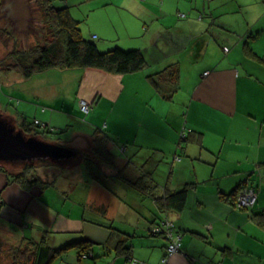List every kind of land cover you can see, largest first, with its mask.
<instances>
[{"label": "crops", "instance_id": "0c3cea01", "mask_svg": "<svg viewBox=\"0 0 264 264\" xmlns=\"http://www.w3.org/2000/svg\"><path fill=\"white\" fill-rule=\"evenodd\" d=\"M93 1L89 12L97 17V25L88 37L99 50L114 46L140 49L148 74L172 63L179 67L178 88L171 95L168 87L159 94L148 74L140 70L114 74L76 67L36 73L56 79L54 83L66 91L74 90V106L68 114L60 112L80 122L73 133L81 139L75 147L79 153L90 149L83 141L92 144L95 129L104 130L112 139L107 147L115 166H103L99 173L106 172L105 177L113 176L132 191L125 200L117 198L126 218L121 226L116 225L134 234L131 250L126 255L117 253L112 244L107 249L101 246L111 234L109 226L115 224L114 218H108L110 206L100 198L90 209L105 221L83 216L70 219L58 209L65 198L63 192L39 188L26 192L17 184H7L6 175L0 172V212L5 225H10L9 232L19 241L33 226L30 233L35 237L40 230L54 232L52 243L71 240L70 232L90 242L93 259L71 249L51 264H264V0H157L155 5L150 0ZM109 13L124 36L115 34L113 21L105 18L103 22L100 15ZM83 15L87 20L90 14ZM238 20L240 32L236 30ZM181 54V60L187 57L183 66L176 58ZM75 69L79 73H72L75 79L70 81L64 71ZM53 88L33 93L39 100L53 99L58 96ZM81 100L91 103L86 115L79 108ZM53 113H44L42 118L55 128L58 121ZM6 114L17 122L16 116ZM153 122H162L167 133L158 135L150 126ZM183 134L191 139L181 144ZM122 171L134 176H125L124 182L117 176ZM144 172L150 176L147 182L160 185L162 192L187 187L185 206L159 212L151 198L132 187ZM86 177L89 189L104 195L87 181H93L87 173ZM239 186L256 192L251 207L237 205ZM164 216L180 237V248L172 253H168L165 234L152 235L149 230L152 219Z\"/></svg>", "mask_w": 264, "mask_h": 264}, {"label": "trees", "instance_id": "16d2710c", "mask_svg": "<svg viewBox=\"0 0 264 264\" xmlns=\"http://www.w3.org/2000/svg\"><path fill=\"white\" fill-rule=\"evenodd\" d=\"M23 1V5L26 6L28 11L27 21L30 22L34 19L40 21V38L42 41L41 43L36 42L30 45L26 49H19L14 46L6 58L0 59L1 73L8 74L15 71L23 78H29L36 73L48 69L94 67L108 73L122 74L143 69L147 64L145 54L140 49H124L114 46L109 50H99L92 39L82 36L79 27L80 20L75 19L70 14L69 5L63 3V0ZM7 2L8 0H0V11L2 4H7ZM9 4L6 6L7 8H9ZM6 10L8 11V9ZM27 32H29L28 29ZM178 68L176 64H171L163 69H167L166 72L161 70L153 74H148L147 78L156 91L161 92L160 90L166 89L167 87L163 86L160 82H167L172 84L168 91L174 92L178 88ZM37 124V120L31 123L33 125L32 127L37 126ZM29 125L28 123H23L20 127L29 135L45 138L44 133L54 135L63 132L51 128L47 130V126L42 130H34L31 132L33 129ZM100 130L99 132L95 130L93 133L95 139L92 141L90 151L80 153L74 160L59 163L35 161L28 164H0V172L6 175L7 184H17L26 192H31L34 188H39L44 192L45 190H54L55 182L44 180L39 175H36L35 171L38 166L48 163V165L57 164L66 167L73 166L81 160L85 162V170L89 177L106 188L105 183L100 178L102 176L105 177L106 172H102V176L99 172L103 166L114 167L115 157L107 147V144L112 139L104 130ZM49 139H55V136H49ZM190 139L187 134H183L180 142L183 144L184 142L190 141ZM54 141L60 142L57 139ZM175 157L179 158L178 155ZM17 167L20 169L18 168V170L12 171V169H16ZM94 168L98 170L97 175L94 173ZM117 176L124 182L126 181L124 175L118 174ZM146 178H150L148 172H144L139 176L136 180L137 182L133 183L132 187L142 193L143 197L151 198L159 212L162 213L168 209L179 211L185 206L187 187L172 192H162L158 188L160 185H156L155 183L150 185ZM240 187L244 188L239 186L238 189ZM1 217L0 212V225L9 229L5 225L3 217L2 219ZM157 219L158 221L155 219L150 221V234L161 236L165 234L167 237V232L173 228V224H171V228L166 226L168 222L166 216L163 218L158 217ZM110 226L111 234L101 246L103 249H107L106 247L112 244L117 253L122 252L127 255L131 250L130 238L134 234H131V230L129 233H125L117 229L118 227H113L112 224ZM38 232L40 236H23L17 243H4L0 239V264H51L56 257H62L71 249L75 250L76 254L80 257L89 255L92 252L89 245L90 242L83 235L77 234L76 232H70L67 236L71 240H66L62 244L52 243L50 237H47L46 231L40 230ZM124 235L127 237H124ZM125 239H128L127 243L124 242ZM134 260L136 263V259Z\"/></svg>", "mask_w": 264, "mask_h": 264}, {"label": "rangeland", "instance_id": "374dc122", "mask_svg": "<svg viewBox=\"0 0 264 264\" xmlns=\"http://www.w3.org/2000/svg\"><path fill=\"white\" fill-rule=\"evenodd\" d=\"M102 3L109 0H96V2ZM148 1V0H146ZM10 0H8L7 4L3 3L2 8L0 11V59L6 58L8 56V53L11 49H13L14 46H16L19 49H26L30 45H33L34 43H41L42 39L41 37V24L38 19L31 20L30 22L27 21L28 11L26 9V6L23 4V0H12L9 4ZM152 4H156L157 0H150ZM168 2V0H167ZM63 3L69 5V12L70 14L77 20H80L79 27L81 30V34L83 37L90 38L88 35H90L96 27V23L94 22V16L95 14H92L89 12L91 5H94L93 0H63ZM172 3L175 5V3L172 1ZM9 4V8L6 6ZM167 7L169 6V3H166ZM171 6V4H170ZM106 7V6H105ZM8 9V11L6 10ZM83 13H85V16H88V19L86 20ZM96 13V11H95ZM244 13V11H243ZM245 14V13H244ZM241 13H239V16ZM96 17V16H95ZM102 17L103 22H105V18L107 21L111 20L114 23V26L116 28L115 34L118 36H124L121 32L122 29L120 26H118L117 21L113 19L112 14H102L100 15ZM234 18H238V14H235L233 16ZM97 19V17H96ZM99 30L101 32H104L102 28L100 27V24L97 20ZM229 23H224L225 26H227ZM107 28L109 29L108 24H105ZM26 29V30H25ZM27 29L29 32H27ZM107 29V30H108ZM111 30V29H110ZM236 30L240 32L241 25L239 23V20L236 24ZM180 31L177 29V33ZM189 33L188 31H186ZM190 34H194V31H191ZM182 42H186L185 39H183ZM165 46L164 41H162V47ZM169 50H173L170 46H168ZM128 49V48H125ZM150 55V53H149ZM176 58L182 59V54L179 56L177 55ZM152 65H156V62H154V58H150ZM159 59V58H158ZM185 60L187 61V57L185 56V59L181 60L182 66L184 65ZM8 61V60H7ZM150 62V61H149ZM197 62H194L196 64ZM176 64L177 63H172ZM171 64L166 65L165 67L169 66ZM163 67L162 70L165 68ZM147 65L143 67V69H140V71H144L145 75L148 74L147 72ZM167 69L163 70L166 72ZM161 71V70H160ZM67 76L69 77L70 81L75 79V76H72V73H79V69L75 70H65L64 71ZM154 72V71H153ZM156 72V71H155ZM57 77H63L62 74H58ZM69 81V80H67ZM54 82H58L54 78H49L46 74H34L28 79L23 78L19 73L12 71L8 74H3L0 72V109L1 112H6L13 114L16 116L15 123L17 126L21 127L23 123L30 124L29 126L34 130L39 131L44 129L46 126V129L48 128L55 129L56 131H63L58 134L49 135L48 133L45 134V139H49V136H55V139L58 141L69 145L71 147L77 148L78 139H80L77 135L73 134L78 128H80V122L77 120H74V116L67 115L69 113V109L74 106L72 104V94L73 89L70 91H66V88L62 84H57ZM160 82V81H159ZM150 83V82H149ZM163 86L168 87V89L172 86V84L167 82H160ZM47 87H55L51 89L52 91H56L58 93V96L53 99H43L39 100L35 93H33L36 89L39 91H48ZM158 91L159 94L165 93L166 91L160 90ZM171 93V92H170ZM87 103V100H85ZM80 104V102H79ZM91 104V103H90ZM45 108V109H44ZM52 114L54 119L58 121V127L54 128L53 124L48 123V121L44 118V113H47L48 115ZM60 111H64L67 114H62ZM145 111V110H144ZM2 112V113H3ZM84 114V113H82ZM85 115V114H84ZM87 117V116H86ZM37 120L38 124L37 126L31 125V123ZM151 121H147V124H150ZM151 127H155V132L158 135L166 134V129L162 126V122L160 124L153 122ZM65 130V131H64ZM96 130V129H95ZM94 130V131H95ZM92 132V130H91ZM57 137V138H56ZM53 140V139H52ZM81 140V139H80ZM85 148L90 147L91 144L88 142H84ZM83 147V145H82ZM82 153L89 152L90 149H87L84 151L82 149ZM79 162V161H78ZM77 162V163H78ZM5 165V164H2ZM19 166V165H18ZM85 162H80L78 164H74L73 166H60L57 164L48 165V163H45L44 165L38 166L35 174L39 175L42 179L47 181H54L55 182V189L59 190L60 192H63V195L65 198L61 200V205L58 208L59 211L64 214L65 216L69 217L70 219H78V217L83 216L84 219L88 220H96V221H105V217L102 215L96 214L93 210L90 209V207H94L93 202L96 201L98 198H100L107 206H110L111 209V215L108 213L107 215H110L108 218L111 220L114 218V224L116 225H122V221L126 218V212L124 211V207L122 206V203L117 199L123 197L128 198V195L132 192L130 188L120 183L119 181H115L113 176L110 177H100L101 180L105 183V187H103L100 184H97L93 181L87 180L89 183L92 182V185L100 189L104 195H99L100 192L92 189H89L88 184L86 183V173L85 171ZM6 168H9L8 166H5ZM19 167L16 169H12V171L18 170ZM20 169V168H19ZM126 172V171H125ZM94 173L97 175L98 170L94 168ZM122 175L132 177L134 174L131 172L127 174L123 173ZM66 192V193H65ZM92 192V193H91ZM92 198V199H91ZM129 201V200H128ZM127 208H125L126 210ZM153 212V211H151ZM112 216V217H111ZM6 226L10 227L8 223H6ZM33 226L28 227L26 231L27 233L25 236H32L33 232L30 233ZM7 227H2L0 225V239L3 240L4 243H17L18 240L13 238V234L7 230ZM133 229V228H132ZM54 232H46L47 237L53 236ZM40 236V235H39ZM81 239V238H80ZM57 244V243H56Z\"/></svg>", "mask_w": 264, "mask_h": 264}, {"label": "water", "instance_id": "95a60500", "mask_svg": "<svg viewBox=\"0 0 264 264\" xmlns=\"http://www.w3.org/2000/svg\"><path fill=\"white\" fill-rule=\"evenodd\" d=\"M9 117L13 120V123ZM79 154L75 147L45 139L41 136L29 135L17 126L11 116H5L0 112V164H28L35 161L67 162L74 160ZM254 194L255 203L257 195L256 192ZM177 238L180 241V237ZM85 257L93 259L91 254Z\"/></svg>", "mask_w": 264, "mask_h": 264}, {"label": "built area", "instance_id": "2783aa9c", "mask_svg": "<svg viewBox=\"0 0 264 264\" xmlns=\"http://www.w3.org/2000/svg\"><path fill=\"white\" fill-rule=\"evenodd\" d=\"M183 17V15H182ZM224 51H227L228 48L224 47L223 48ZM207 72H205L206 74ZM79 108L81 110L82 113H84L85 115L89 112V110L91 109V104L87 103L85 100H81L80 104H79ZM255 191L253 188L245 186L244 188H242L236 198V203L239 207H251L254 204V196H255ZM167 227L171 228V223L167 222L166 223ZM178 236H175L171 229H169V231L167 232V238L169 239V244L167 246V250L168 253H172L175 251H178L180 248V241L177 238Z\"/></svg>", "mask_w": 264, "mask_h": 264}, {"label": "flooded vegetation", "instance_id": "af4514ba", "mask_svg": "<svg viewBox=\"0 0 264 264\" xmlns=\"http://www.w3.org/2000/svg\"><path fill=\"white\" fill-rule=\"evenodd\" d=\"M3 114H5V116H6V115H7V116H10L9 114H6V113H4V112H3ZM9 119H10V117H9ZM10 121L13 123V120L10 119Z\"/></svg>", "mask_w": 264, "mask_h": 264}]
</instances>
